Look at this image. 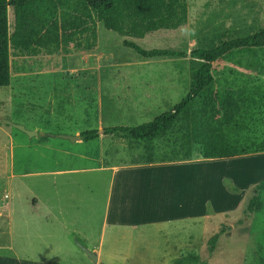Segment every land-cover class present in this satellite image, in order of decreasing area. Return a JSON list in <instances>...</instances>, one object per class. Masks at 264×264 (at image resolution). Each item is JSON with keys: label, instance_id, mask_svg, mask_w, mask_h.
Listing matches in <instances>:
<instances>
[{"label": "rangeland", "instance_id": "rangeland-1", "mask_svg": "<svg viewBox=\"0 0 264 264\" xmlns=\"http://www.w3.org/2000/svg\"><path fill=\"white\" fill-rule=\"evenodd\" d=\"M222 2L187 0L191 23L201 33L187 25L179 31L159 32L137 40L100 27L98 44L90 53L19 58L11 50L12 84L0 89V197L5 201L10 197L7 202L14 203L15 216L28 223L15 217L13 233L8 236L6 229L0 241L14 242L15 251L22 258L15 264L41 260L44 264H95L80 246L94 249L99 256L97 264H175L189 255L214 264H264V211L251 217L244 212L253 188L264 181V49L241 50L218 61L213 67L212 83L168 132L152 139L111 135L105 138L109 140L104 153L91 148L83 151L89 157L101 154L115 165L196 157L200 164L171 169L178 191L170 193L189 205L195 201L197 210L212 196V205L207 206L210 218L166 222L159 228L163 233H158L157 228L107 227V174L98 170L75 171L69 176L46 174L56 167H98L95 159L67 158L60 150L62 144L70 145L69 142L60 138L49 142L50 136H81L86 131L109 127L139 126L172 111L189 94L203 65L201 61L190 57L146 61L128 48L126 41L145 50L190 55L197 49L213 50L232 40L264 32V0H254L260 18L243 32H213ZM9 22L12 34V8ZM24 65L33 68V73H20ZM237 105H246L247 109L242 127L232 136L239 135L247 140L246 146L259 149L206 157L201 152L202 144L226 112ZM6 122L24 126L38 136L30 138ZM10 136L16 144L13 159L8 150ZM97 145L91 147L95 149ZM52 179L58 181L55 189ZM36 196L41 203L32 209L30 202ZM67 196L74 198L69 205L63 202ZM216 208L224 210L216 213ZM170 212L175 213L167 210L165 214ZM222 231L217 250L210 255L209 241Z\"/></svg>", "mask_w": 264, "mask_h": 264}, {"label": "trees", "instance_id": "trees-1", "mask_svg": "<svg viewBox=\"0 0 264 264\" xmlns=\"http://www.w3.org/2000/svg\"><path fill=\"white\" fill-rule=\"evenodd\" d=\"M15 16L14 32L10 33L9 9ZM187 0H0V89L12 84V53L19 58H36L45 54L69 56L73 53L93 52L99 41V28L128 39L143 40L164 31H179L188 25ZM143 60L186 59L201 61L189 94L172 111L135 127L115 126L105 128L104 135L126 134L133 139H152L169 131L184 110L196 100L213 81V67L233 51L264 48V32L232 40L213 50L186 52L171 50H145L137 43L126 41ZM33 68L23 66L20 73H33ZM246 105L234 106L226 112L202 144L201 152L208 157L245 153L256 149L246 146L247 140L232 136L240 129ZM100 132L86 131L82 140L94 141ZM236 137V138H235ZM244 140V141H243ZM259 149V148H258ZM264 211V181L252 190L245 214L247 217ZM223 231L213 236L208 252L217 250ZM175 264H208L199 256L189 255Z\"/></svg>", "mask_w": 264, "mask_h": 264}, {"label": "crops", "instance_id": "crops-1", "mask_svg": "<svg viewBox=\"0 0 264 264\" xmlns=\"http://www.w3.org/2000/svg\"><path fill=\"white\" fill-rule=\"evenodd\" d=\"M222 5L220 10L222 11L220 14V18L216 21V27H213L216 33H221L222 30L226 32H233L238 34L239 30L243 32L247 29L248 26L252 25L254 20L260 18V15H257L259 12L256 11L254 0H222ZM254 3V4H253ZM223 11L225 13H223ZM189 11V21L188 25L190 29L195 30L196 33H201L198 31L197 26L191 23ZM230 28V29H228ZM208 33V31H206ZM240 39V38H239ZM264 49V48H261ZM260 49V50H261ZM247 50V49H242ZM252 50V49H251ZM257 50V49H255ZM241 51V50H238ZM238 51H233L231 53H235ZM229 53L228 55H230ZM228 55L223 57L220 60L225 59ZM219 60V61H220ZM216 64V63H215ZM214 64V65H215ZM213 73V72H212ZM194 82V81H193ZM177 105V104H176ZM175 107V106H174ZM4 130V129H3ZM104 130V129H103ZM103 130L100 132V137L94 141H84L80 136V140L73 143L68 140L61 139L64 141H68L70 145L62 144L61 152L69 157H76L81 160H90L95 159L98 162L97 168H54V170L50 172H46L49 177L59 176H69L72 172L80 171V172H89L91 170H98V173L107 174L109 177V198L106 207V220L104 224L113 227H122L126 229H149V228H161L164 227V224H167L179 221L181 219H196L200 217L210 218L209 210L207 209L208 204L212 205L213 197L210 196L206 199L201 207L198 209L196 206V202L194 201L193 205H189L190 202H182L178 201L176 197H173L170 192L177 193L178 188L174 186V176L171 171L172 168L176 167H184L189 165H197L200 164V160H196V157L189 156L188 158H184V160H160V161H144V162H126L122 164H109L108 160H105L101 154H97L96 157H89L90 154H87L85 149L96 150L98 153L102 150L104 153L105 142L109 139H105L106 137L111 138L110 134L104 135ZM168 132V131H166ZM165 133V132H163ZM162 134V133H160ZM124 135L126 138L133 139L126 134ZM159 135V134H158ZM43 136V135H42ZM73 136V135H70ZM77 136V135H76ZM79 136V135H78ZM34 138V137H33ZM58 136H50L47 139L49 142L51 140L58 139ZM98 143L97 147L93 149L91 146ZM55 147H52V149ZM10 157L13 159L16 144L13 137L10 136L9 139V148ZM80 150L82 153H76V151ZM207 157V156H206ZM180 159V158H179ZM109 163H108V162ZM14 168V166H13ZM15 176V175H14ZM223 178V176H222ZM188 180V179H187ZM51 185L55 189L58 186L57 179H52ZM189 182V180H188ZM193 191H188L190 194ZM194 193V192H193ZM12 198V196H11ZM47 196L45 197L46 201ZM7 201H10V197L7 198ZM4 200V197H0V238L6 235V231H9L8 236H11V232L13 233V228L15 224V205L14 203L7 202ZM61 201L63 198L61 197ZM69 201L73 202L70 196L66 197L65 204L69 205ZM32 209L39 208L41 203V198L36 196V199L31 202ZM167 210L175 211V213L165 214ZM224 209L216 208L214 210L216 213L222 212ZM50 215L52 214L49 213ZM49 216V215H48ZM46 217L47 221L50 220V217ZM19 222L27 224L28 221L22 220V218L16 217ZM7 229V230H6ZM158 233H163L164 230L159 229ZM2 241H0L1 243ZM91 250V248L88 246ZM56 249H59L57 247ZM94 250V249H93ZM91 250L93 253H95ZM47 256H51L46 254ZM45 255V256H46ZM98 255V254H97ZM46 256V257H47ZM54 256V254H53ZM68 256V255H65ZM63 256V257H65ZM99 258V256H98ZM21 256L15 251V245L12 241H7L5 239L4 243L0 244V264H15L20 263ZM50 259V257H47ZM27 262H30L31 259H27ZM42 261V260H41ZM36 262L33 261V264H44L42 261ZM4 262V263H2ZM99 262V261H98ZM58 263H60L58 261ZM208 264L210 263L208 261Z\"/></svg>", "mask_w": 264, "mask_h": 264}, {"label": "water", "instance_id": "water-1", "mask_svg": "<svg viewBox=\"0 0 264 264\" xmlns=\"http://www.w3.org/2000/svg\"><path fill=\"white\" fill-rule=\"evenodd\" d=\"M7 125L9 126H13L15 128H17L18 130L22 131L23 133L27 134L30 138H33V137H37L38 136V133L37 132H32V131H28L24 126H21V125H14L10 122H6ZM59 138L61 139H64V140H68V141H71L73 143L77 142L80 140V136H70V135H63V136H58ZM80 245V244H79ZM83 250V252L86 253V255L88 256V258L95 264L98 263L99 261V258H98V255L96 253H93L92 251H90L89 249L85 248V247H82L80 246Z\"/></svg>", "mask_w": 264, "mask_h": 264}]
</instances>
